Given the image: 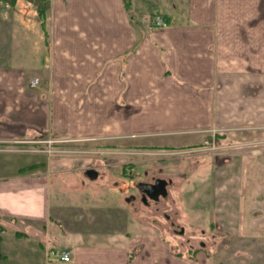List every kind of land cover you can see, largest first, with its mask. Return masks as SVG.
Segmentation results:
<instances>
[{
  "label": "crops",
  "instance_id": "1",
  "mask_svg": "<svg viewBox=\"0 0 264 264\" xmlns=\"http://www.w3.org/2000/svg\"><path fill=\"white\" fill-rule=\"evenodd\" d=\"M18 1L0 0V142L63 130L64 116L75 123L61 135L76 140L168 135L161 146L177 148L199 144L214 128L225 138L264 134V0H133L132 14L123 0H51L45 29L36 9ZM155 13L167 27H151ZM0 153L22 154L0 158V264H32V250L45 264H213L159 237L113 232L110 202L58 200L62 173L105 180L102 166H85L92 159L67 160L78 166L63 170V162L52 164L59 159L25 163L24 151ZM245 168L222 165L215 175L241 187L235 169ZM250 186L261 201L253 195L247 210L264 211V181ZM219 191L215 202L232 205L245 234L256 222L242 203L248 190L234 194L236 204ZM68 232L72 244L52 245ZM52 250L71 259L49 257Z\"/></svg>",
  "mask_w": 264,
  "mask_h": 264
},
{
  "label": "rangeland",
  "instance_id": "2",
  "mask_svg": "<svg viewBox=\"0 0 264 264\" xmlns=\"http://www.w3.org/2000/svg\"><path fill=\"white\" fill-rule=\"evenodd\" d=\"M17 2L20 6L21 1ZM25 2L37 11V5L32 0ZM132 13L133 8L130 14ZM153 17L152 28L168 26L167 24L165 27H155ZM63 102L68 100L64 99ZM64 109L68 112L73 110L71 107ZM64 118L65 129L49 130L42 133L45 135H37L31 139L0 142V150L24 151L25 163L44 160L50 164V158L59 159L56 161L58 167L52 162L56 169L61 167V162L63 170L77 167L78 164L73 166L67 161L73 158L92 159L90 163H85V166H102L103 173L107 174L105 180L98 178L92 181L82 173H62V192L58 194L60 199H57L66 205L69 202L79 204L81 201H98L106 205L110 202L112 213L108 224L113 232H128L132 237L141 234L153 239L159 237L180 255L195 257L202 253L207 255L213 264H264V211L247 210L252 206L253 195L259 200L256 188L250 185L264 181V134H237L225 138L218 134L219 129L214 128L209 130L210 135L197 145L173 148L161 146L172 139L168 135L76 140L61 135L68 134L66 128L75 123L69 116ZM215 133L219 136L216 137L218 148L209 147L207 143L211 134ZM20 155L22 154L0 153V158L5 156L16 162ZM93 158L102 161L95 164ZM235 162L246 165L243 171L235 169L238 171L236 178L244 185L241 187L238 181L232 185L226 178L222 181L220 175L218 178L215 175L222 165L226 169H232ZM253 164H256V167ZM156 178L172 180L168 185V195L161 196L157 201L150 197L144 201L139 183L152 182ZM246 189L248 194L241 198L242 203H245L244 209L249 217L255 216L257 224L252 220L255 224L250 222L249 228H244L247 229L246 233L238 234L237 220L232 218V209L228 208L232 205L221 201L216 203L215 194L220 190L219 199L227 195V200L231 198L230 201H235L234 194H244ZM222 207L225 208L222 211L225 219L219 220ZM233 211L236 213L235 208ZM105 212L108 213L106 209ZM9 238L12 236L7 232L6 239ZM73 238L74 234L68 232L52 245L60 249L72 244ZM33 240L38 242L40 239ZM32 252V264H45L44 257L40 260L35 254L36 251Z\"/></svg>",
  "mask_w": 264,
  "mask_h": 264
},
{
  "label": "built area",
  "instance_id": "3",
  "mask_svg": "<svg viewBox=\"0 0 264 264\" xmlns=\"http://www.w3.org/2000/svg\"><path fill=\"white\" fill-rule=\"evenodd\" d=\"M153 25L155 27H165L167 26V21L165 20V18L159 14V13H156L153 17ZM38 83V79H34L32 80L31 84L32 85H35ZM217 134H211L210 136V140L208 139L207 140V143L210 145L209 147H213V148H218L219 146H217V143H216V140H217ZM212 145V146H211ZM52 257V258H56V259H60V260H63V261H69L71 259V253L70 251L68 250H52L50 251L49 253V257Z\"/></svg>",
  "mask_w": 264,
  "mask_h": 264
},
{
  "label": "water",
  "instance_id": "4",
  "mask_svg": "<svg viewBox=\"0 0 264 264\" xmlns=\"http://www.w3.org/2000/svg\"><path fill=\"white\" fill-rule=\"evenodd\" d=\"M96 176V173L92 174ZM170 181L165 178H157L155 182H142L139 184L141 192L148 195V197L159 200L160 197H166L168 195V185Z\"/></svg>",
  "mask_w": 264,
  "mask_h": 264
},
{
  "label": "trees",
  "instance_id": "5",
  "mask_svg": "<svg viewBox=\"0 0 264 264\" xmlns=\"http://www.w3.org/2000/svg\"><path fill=\"white\" fill-rule=\"evenodd\" d=\"M3 1L9 2L12 5H15L17 3V0H3ZM32 1L37 5V11H38V15H39L40 20H41V25H42L43 29H45L48 11L51 7V0H32ZM123 2H124L126 10L130 13L133 0H123ZM35 165H37V164H33L29 167H26L25 169L26 170L31 169ZM0 229H2L1 226H0ZM2 257H3V255L0 252V258H2Z\"/></svg>",
  "mask_w": 264,
  "mask_h": 264
},
{
  "label": "flooded vegetation",
  "instance_id": "6",
  "mask_svg": "<svg viewBox=\"0 0 264 264\" xmlns=\"http://www.w3.org/2000/svg\"><path fill=\"white\" fill-rule=\"evenodd\" d=\"M156 179H157V178H156ZM156 179H154V181H152V182H155ZM140 183H142V182H140ZM140 183H139V184H140ZM147 198H148V195L142 192V199H143L144 201H147ZM156 201H157V200H156Z\"/></svg>",
  "mask_w": 264,
  "mask_h": 264
}]
</instances>
